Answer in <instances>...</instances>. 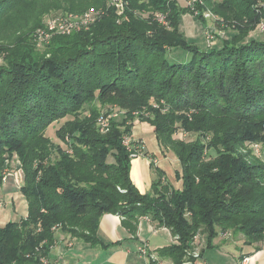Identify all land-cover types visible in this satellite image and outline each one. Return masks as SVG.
Here are the masks:
<instances>
[{"label": "trees", "instance_id": "obj_1", "mask_svg": "<svg viewBox=\"0 0 264 264\" xmlns=\"http://www.w3.org/2000/svg\"><path fill=\"white\" fill-rule=\"evenodd\" d=\"M129 1L122 22L108 7L87 29L54 35L47 44L49 57L24 48L21 61L0 76V191L4 171L17 154L28 206L26 217L0 223V264H46L43 258L56 264L51 252L58 231L104 244L98 230L106 213L123 216L125 223L150 216L169 228L178 242L160 252L174 264H196L203 257L201 251L186 259L199 234L207 236L208 247L227 230L245 236L246 245L264 240V161L239 151L247 142L264 143V39L239 40L264 20L263 8H255L264 0H205L223 21L240 22L234 35L206 50L179 29L187 7L171 0ZM103 4L56 1L40 11L32 31L50 14H82ZM135 10L169 11L172 28L141 19ZM167 47L192 57L170 63ZM91 98L117 102L132 113L131 124L122 130L110 122L107 132L98 134L86 121L65 123L57 138L64 143L73 135L87 148L76 146L70 155L58 144L61 158L48 161L54 143L46 129ZM151 98L162 102L148 106L153 118L141 110ZM192 109L197 112L190 118L185 111ZM136 120L152 125L161 144L178 157L181 189L164 183L165 172L154 164L153 193L142 194L133 183L131 160L139 153L138 142L127 145L124 135H132ZM177 120L185 131L199 132L198 138L174 139ZM209 134L206 144L203 135ZM208 150H214L211 157Z\"/></svg>", "mask_w": 264, "mask_h": 264}, {"label": "rangeland", "instance_id": "obj_2", "mask_svg": "<svg viewBox=\"0 0 264 264\" xmlns=\"http://www.w3.org/2000/svg\"><path fill=\"white\" fill-rule=\"evenodd\" d=\"M56 1L62 3L65 0H0V76L5 77V73L10 71L13 67L14 62L21 61L20 52L24 51V48L30 47L34 49V51L40 52L45 57H49L50 54L46 53V49L48 45L40 43L35 35V30L32 31L34 24L37 22L39 16L44 12H40L41 10L48 9L51 4H54ZM68 1V0H67ZM75 2H80L82 0H71ZM142 2H147L148 0H140ZM172 2H176L180 7H187L190 12L184 13L180 16V24L179 29L184 34L186 39L189 40L191 44L197 45L199 48L206 50L218 46V44L223 43L225 38H230L236 32V26L240 25V22L233 21L227 22L223 21V19L213 12V10L206 5L205 0H198V2L194 6H190L185 2V0H171ZM130 6V1L128 2ZM260 5V6H259ZM128 7V6H127ZM126 7V8H127ZM99 10L101 14H103L108 9L107 1L104 0V4L99 7H94ZM256 10L260 11V8L264 10V2L260 1L256 6ZM112 10V9H111ZM126 10V9H125ZM125 12L117 13V22H122L124 20ZM134 13L141 19H145L147 21L154 22L163 26L164 28L171 29V20L169 18V11L164 10H135ZM242 35V34H241ZM242 37V36H241ZM244 39V41H252V40H260L264 39V20L261 21L256 29L248 34L246 37L241 38L239 40ZM221 45V44H220ZM192 57L191 52L183 50L182 48H174L167 47V58L170 63H186ZM239 98H234V100H238ZM237 102V101H236ZM162 102H158L156 99L151 98L148 101V105L142 106V114L145 116H151V110H148V106H157ZM197 111L187 110L185 111V115L192 118L193 114ZM137 114V113H136ZM132 113L130 114L127 109L122 108L115 101L103 102L98 98H91L84 102L83 106L73 111L71 114H68L60 120L53 122L45 131V136L49 137L52 140V150L47 155V160L50 162H57L61 158L60 152L55 148L58 144L68 149V154H73L74 147H81L86 149L85 145L75 141L73 139V135H67L64 143L57 138L56 133L57 130L65 123L73 124L74 122L86 121L90 129H95L98 134H104L107 132L110 122H116L120 124L121 129L124 130V126L130 125L132 121ZM125 124V125H122ZM146 130H150V125L146 123ZM138 124L137 126H140ZM175 132L173 133L174 139H181L185 142L195 141L199 132H189L185 131L182 127V122L177 120L174 124ZM135 127V131H136ZM79 135V133H75L74 136ZM124 138H127L125 142H130V137L124 135ZM205 139V143L211 139V135H203ZM137 141V140H135ZM145 141L148 142L147 139ZM138 142V141H137ZM139 143V142H138ZM138 143L136 146H138ZM169 152V150H167ZM242 153H249L260 161H264V143L262 142H247L244 147L239 150ZM208 157L214 154V150H208ZM112 161V158L109 159ZM37 161L32 162V165H36ZM21 161L19 160L18 155L13 156V160L10 161V166L5 169L4 174L11 168H15V166L21 165ZM172 165V164H171ZM179 170V171H178ZM176 171H172V176H178L176 172H180V168ZM14 171V169H12ZM5 184H3L2 188H4ZM6 196V195H4ZM2 200V201H1ZM3 198L1 197L0 191V204H3ZM11 207L8 209L7 207L0 208V215L5 214L9 217L10 221H17L23 218L25 212H17L14 210L12 202ZM13 212V214H11ZM10 215L12 217H10ZM14 216V217H13ZM61 233L58 231L57 235ZM70 236L69 234H66ZM221 238H225L226 242H231L233 246L229 249L228 252L219 253L213 256L216 261H220L222 264H238L237 255L240 253L241 249L243 251H248L249 247L242 243L239 244V241L245 240V236L238 235L235 237L232 231H220L219 235ZM217 236V237H218ZM71 237V236H70ZM201 236H196L191 242V248L188 250L186 259L190 257V254L194 252H198L200 254L201 250L198 249L201 245ZM239 244V246H238ZM237 245V247H236ZM209 256H212L210 253ZM209 256H205L204 258L199 259V262H204L208 260ZM208 262H210L208 260Z\"/></svg>", "mask_w": 264, "mask_h": 264}, {"label": "crops", "instance_id": "obj_3", "mask_svg": "<svg viewBox=\"0 0 264 264\" xmlns=\"http://www.w3.org/2000/svg\"><path fill=\"white\" fill-rule=\"evenodd\" d=\"M138 124L141 125L137 126ZM146 125V122L136 120L130 136V140L139 142L137 146L139 153L131 160L133 183L142 194L153 193V182L158 178L153 171L152 164H154L165 172L166 176H162L164 183L170 184L175 189H181L182 179L171 174L175 169L177 171L180 168L181 171L178 157L172 150L161 144L154 127L149 124L151 128L146 130ZM135 127L137 128L136 131ZM3 184L5 186L4 188L1 187V197L5 202L0 204V208H10V202H12V208L17 212L24 213L26 210L23 215L26 217L28 206L21 192L24 185V173L20 165L5 173ZM10 217L12 216L10 215ZM124 220L123 216L113 213H106L101 217L98 236L104 244L91 245L82 239L72 238L61 233L52 247L51 260L56 264H174L171 257L160 252L162 248L178 242L177 237L172 234L169 228L160 225L150 216H142L127 223ZM9 221L7 215H0L1 224ZM134 224L136 225L135 230L132 229ZM198 236L202 237L201 245L198 248L204 252L202 258L212 253V256L208 257L210 262L206 260L205 264H222L220 261H216L213 254H225L233 246L231 242H226L225 238L218 236L213 240L212 245L214 247H208L207 236L203 234ZM244 241L240 240L239 244H244ZM247 246L249 247L248 251L241 249L237 255L238 264H240L241 256L244 254H248L245 256L250 257L248 264H264V240L256 245ZM196 264H204V262L201 263L198 259Z\"/></svg>", "mask_w": 264, "mask_h": 264}, {"label": "built area", "instance_id": "obj_4", "mask_svg": "<svg viewBox=\"0 0 264 264\" xmlns=\"http://www.w3.org/2000/svg\"><path fill=\"white\" fill-rule=\"evenodd\" d=\"M129 0H107L108 7L115 9L117 12L122 13L128 6ZM190 6H194L198 0H185ZM101 12L97 9L90 8L82 14H73L67 12H56L46 16L43 23L35 31L36 39L42 44H49L54 35H67L74 31H81L87 29L93 22L101 16ZM129 145V142H125ZM137 153H133L132 157ZM194 257H198L199 253L194 251L191 253ZM250 260L249 256H244L240 264H248ZM43 261L47 264L48 260L43 258ZM191 263L190 261L185 262ZM192 264V263H191Z\"/></svg>", "mask_w": 264, "mask_h": 264}]
</instances>
